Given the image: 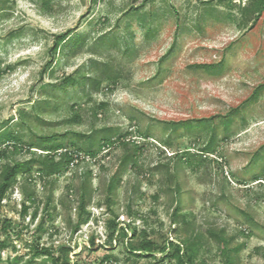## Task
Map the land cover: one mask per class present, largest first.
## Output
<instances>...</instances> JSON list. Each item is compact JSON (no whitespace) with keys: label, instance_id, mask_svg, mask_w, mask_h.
<instances>
[{"label":"rangeland","instance_id":"rangeland-1","mask_svg":"<svg viewBox=\"0 0 264 264\" xmlns=\"http://www.w3.org/2000/svg\"><path fill=\"white\" fill-rule=\"evenodd\" d=\"M229 1L0 0V128L24 144L9 159L46 153L27 152L46 137L73 156L59 174L36 166L9 190L0 264H178L130 253L144 238L197 241L199 264H264V13L247 19L252 0ZM63 34L85 39L57 46ZM106 127L114 143L100 147ZM126 153L137 163L110 194ZM116 227L136 236L112 238ZM211 231L224 234L230 261ZM38 246L59 259L34 257Z\"/></svg>","mask_w":264,"mask_h":264},{"label":"trees","instance_id":"trees-1","mask_svg":"<svg viewBox=\"0 0 264 264\" xmlns=\"http://www.w3.org/2000/svg\"><path fill=\"white\" fill-rule=\"evenodd\" d=\"M232 1V0H230ZM229 1V2H230ZM233 5V4H232ZM242 14L245 16V18L250 20H259L262 14L264 13V0H252V2L249 5H246L242 7ZM85 37L84 36H78L75 38L69 37L68 34H63L59 36L57 40V46L60 43H64L65 46L67 44H72L73 49L75 50V47H78L82 45ZM73 50V51H74ZM206 67H208L212 72L219 73L221 69H218V64H205ZM116 76H112V78H116ZM89 80V83L98 90L102 84V80L94 77H87ZM66 81L75 84L78 82L76 78H72L69 76L66 78ZM106 105L105 103L101 104V106ZM10 126H6L3 128H0V144L3 143V145H0V160H4L3 163L0 164V205L2 204V201L5 199L6 195L8 194L9 190L18 183L19 176L20 175H26L27 173L32 172L33 168L38 166L39 172L42 174V176L47 177H53L70 165L73 156L70 149L65 147L64 143L62 142H54L53 137H46V140L49 141V144L44 145L43 141L36 142V143H30L28 145V150L31 153L33 148H39L43 151H46V153H33V155L26 160H11L9 159L10 155H17L21 153L24 149V144L22 142V138L20 135L16 134ZM114 131V128L106 127L103 128L104 136L100 140L99 146L101 147L103 144L109 141H113L112 132ZM53 138V139H52ZM89 144L90 146L85 149V152L88 155L94 156L95 150L93 148V144L95 143V140L93 136H88ZM123 141V145L128 147L129 142ZM39 145V146H37ZM135 152L138 149V146L135 145L134 147ZM213 150V140L209 142V144L201 151L200 154H206V153H212ZM190 150H187L189 152ZM186 152V153H187ZM136 154L126 153L122 158V164L120 171L116 174V176L113 178L112 184L109 188V193L111 194L115 189L117 184L120 182V174L125 168H134L137 161H136ZM91 172L88 174L87 182L84 184V191L83 195L80 199V209H81V215H84L86 210V205L88 203V198L91 196V188L88 184L89 178H90ZM29 199H32V193L28 194ZM28 209V206L26 203L23 205V212L26 213ZM186 221V218L184 219ZM133 228L134 232L130 234V229L128 227H120L115 228L114 232H112V238L115 236V233L118 231V235L120 237H123L124 239L128 236L132 235V237L136 236V228ZM211 234L214 235L216 238L219 239L220 243L222 244L221 249L222 252L226 255L227 259L230 261V253L227 246V239L224 237V234L221 232H213L211 231ZM95 240H93V244H95ZM129 246V244L127 245ZM130 253L133 255H136L137 257H157V253L160 252L164 254L163 257H171L175 259L178 264H199L197 262V258L199 256V247L197 244V241L188 240V239H182L179 242L176 241H169L168 244H165L162 247L157 246V244L148 238H144L139 245L136 244H130L128 247ZM39 255H47L52 256L54 259H59V256H55V252L47 247V246H38L36 248V251L34 252V257H37ZM66 259L68 260V255L66 256ZM26 264H31L30 262H27Z\"/></svg>","mask_w":264,"mask_h":264}]
</instances>
